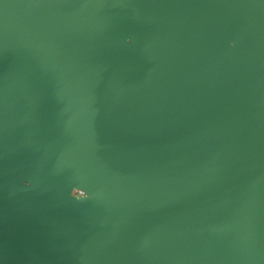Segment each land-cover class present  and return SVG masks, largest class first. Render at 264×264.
<instances>
[{"label":"water","instance_id":"obj_1","mask_svg":"<svg viewBox=\"0 0 264 264\" xmlns=\"http://www.w3.org/2000/svg\"><path fill=\"white\" fill-rule=\"evenodd\" d=\"M0 264H264V0H0Z\"/></svg>","mask_w":264,"mask_h":264},{"label":"clouds","instance_id":"obj_2","mask_svg":"<svg viewBox=\"0 0 264 264\" xmlns=\"http://www.w3.org/2000/svg\"><path fill=\"white\" fill-rule=\"evenodd\" d=\"M28 183L25 182V187H28ZM71 196L76 199H87L88 195L85 191L79 189V188H73L71 191Z\"/></svg>","mask_w":264,"mask_h":264}]
</instances>
